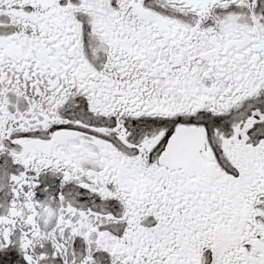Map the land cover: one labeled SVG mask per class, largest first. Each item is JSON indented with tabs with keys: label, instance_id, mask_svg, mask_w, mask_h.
I'll return each instance as SVG.
<instances>
[{
	"label": "snow or ice",
	"instance_id": "1",
	"mask_svg": "<svg viewBox=\"0 0 264 264\" xmlns=\"http://www.w3.org/2000/svg\"><path fill=\"white\" fill-rule=\"evenodd\" d=\"M0 264H264V0H0Z\"/></svg>",
	"mask_w": 264,
	"mask_h": 264
}]
</instances>
